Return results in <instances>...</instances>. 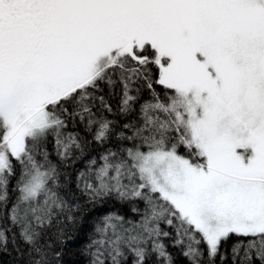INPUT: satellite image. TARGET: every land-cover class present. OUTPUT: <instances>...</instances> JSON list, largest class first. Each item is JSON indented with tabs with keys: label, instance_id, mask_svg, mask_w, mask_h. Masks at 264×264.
Instances as JSON below:
<instances>
[{
	"label": "snow or ice",
	"instance_id": "obj_1",
	"mask_svg": "<svg viewBox=\"0 0 264 264\" xmlns=\"http://www.w3.org/2000/svg\"><path fill=\"white\" fill-rule=\"evenodd\" d=\"M109 203L85 264H264V0H0V264Z\"/></svg>",
	"mask_w": 264,
	"mask_h": 264
},
{
	"label": "trees",
	"instance_id": "obj_2",
	"mask_svg": "<svg viewBox=\"0 0 264 264\" xmlns=\"http://www.w3.org/2000/svg\"><path fill=\"white\" fill-rule=\"evenodd\" d=\"M113 103H115V101ZM111 207L112 205L109 203L104 208L98 209L95 212H86L81 224L76 226H68V235L72 237V239H69L67 244L69 255L66 257V259L68 264H85L84 258H82L79 254V250L87 243L88 234L92 229V218L98 215L100 212L108 211ZM170 251H173L174 254H177L176 250L174 249H170ZM8 259V257H5V261ZM179 264H184L182 259L179 261Z\"/></svg>",
	"mask_w": 264,
	"mask_h": 264
}]
</instances>
